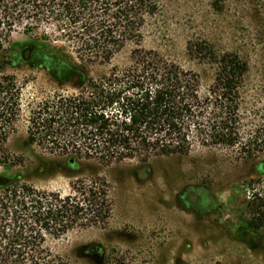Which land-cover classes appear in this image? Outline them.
<instances>
[{
  "label": "trees",
  "instance_id": "trees-1",
  "mask_svg": "<svg viewBox=\"0 0 264 264\" xmlns=\"http://www.w3.org/2000/svg\"><path fill=\"white\" fill-rule=\"evenodd\" d=\"M160 6V0H0L2 64L16 57L30 63L44 47L39 39L10 43L18 27L26 34L53 27L57 39L75 48L87 71L110 64L128 43L135 45L129 65H112L90 75L79 91L56 92L38 102L28 118L29 145L84 165L182 157L195 144L241 146L248 157H257L264 146V119L250 132L242 129L241 88L248 63L205 41L189 43L192 57L216 69L203 90L196 71L143 46L147 21ZM41 38L50 39L47 30ZM22 107L23 84L16 74L0 69V165L18 162L8 140ZM246 185L249 195L240 220L251 229H264V179L251 177ZM113 209L109 181L101 175L78 178L63 194L0 174V264H69L54 253L49 239L106 225Z\"/></svg>",
  "mask_w": 264,
  "mask_h": 264
},
{
  "label": "rangeland",
  "instance_id": "rangeland-1",
  "mask_svg": "<svg viewBox=\"0 0 264 264\" xmlns=\"http://www.w3.org/2000/svg\"><path fill=\"white\" fill-rule=\"evenodd\" d=\"M160 5L147 21L143 46L196 71L203 90L216 69L192 57L188 44L205 41L219 53L238 54L249 66L241 88L242 129H255L264 119V0H160ZM45 30L49 40L41 38ZM56 35L53 27L30 34L18 27L10 43L39 39L44 47L30 63L17 57L0 62V69L23 84L22 114L8 140L18 162L0 165V174L63 194L78 178L101 175L109 181L114 209L106 225L50 238L54 253L69 264H264V229L240 220L249 195L246 181L264 179V146L256 158L241 146L195 144L187 156L107 166L71 164L27 143L28 118L38 102L56 92H77L90 75L132 61L130 42L110 64L87 71L75 48Z\"/></svg>",
  "mask_w": 264,
  "mask_h": 264
},
{
  "label": "flooded vegetation",
  "instance_id": "flooded-vegetation-1",
  "mask_svg": "<svg viewBox=\"0 0 264 264\" xmlns=\"http://www.w3.org/2000/svg\"><path fill=\"white\" fill-rule=\"evenodd\" d=\"M191 200H189V202H190Z\"/></svg>",
  "mask_w": 264,
  "mask_h": 264
}]
</instances>
